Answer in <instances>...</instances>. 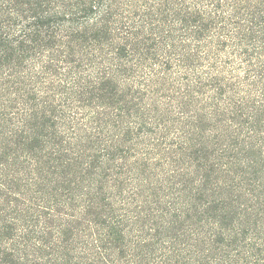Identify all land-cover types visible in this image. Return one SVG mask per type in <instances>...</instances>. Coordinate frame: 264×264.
Returning <instances> with one entry per match:
<instances>
[{
    "label": "trees",
    "instance_id": "1",
    "mask_svg": "<svg viewBox=\"0 0 264 264\" xmlns=\"http://www.w3.org/2000/svg\"><path fill=\"white\" fill-rule=\"evenodd\" d=\"M0 264H264V0H0Z\"/></svg>",
    "mask_w": 264,
    "mask_h": 264
}]
</instances>
